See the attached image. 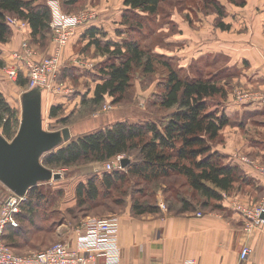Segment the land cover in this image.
<instances>
[{"label":"trees","instance_id":"1","mask_svg":"<svg viewBox=\"0 0 264 264\" xmlns=\"http://www.w3.org/2000/svg\"><path fill=\"white\" fill-rule=\"evenodd\" d=\"M89 1L61 0V4L64 11L78 14L87 8ZM167 1L123 0L128 9L123 19L128 37L121 43L106 40L107 35L95 28L83 36L97 57L107 60L98 66V74L93 78H96L94 89L78 94L82 112H98L107 100L113 106H119L134 90V75L145 91L157 81V74L162 73L161 80L156 82V88L161 92L153 95L152 103L165 115L153 122H117L71 140L42 158L43 166L50 171L80 165H104L121 156L129 161L121 171L93 175L77 186L76 209L84 215L104 216L114 206L119 210L130 207L135 219L161 217L163 212L156 200L158 193L165 196L167 212L175 217L200 211H221L222 195H230L238 185L247 183L239 166L228 164L223 155L214 151L215 146L223 142L222 132L232 123L218 108L219 101L227 96L218 76L190 79L183 70L174 68L171 60L144 47L142 28L146 27L144 24L149 18L160 15L161 7ZM186 1L198 4V10L205 16L216 15L218 29H230L223 23L227 12L220 2ZM227 1L238 7L246 4V0ZM9 18L27 23L31 30L30 45L46 47L52 39L53 13L47 6L27 0H0V45L9 44L13 39V30L7 24ZM131 27L137 30L136 40L129 38ZM119 35L122 37L123 33ZM5 66L6 63L0 60V69ZM16 86L24 91L29 89V79L22 72ZM62 110V107H53L50 117L59 118L56 124L63 129L69 126V120L62 116ZM16 126H19L18 112L0 92V129L7 140L15 138ZM41 187L38 185L28 191L17 216L19 227H7L4 232L3 241L15 254V251L29 248H20L15 240L27 237L29 243L31 238L26 231L38 225V202L46 199Z\"/></svg>","mask_w":264,"mask_h":264},{"label":"crops","instance_id":"2","mask_svg":"<svg viewBox=\"0 0 264 264\" xmlns=\"http://www.w3.org/2000/svg\"><path fill=\"white\" fill-rule=\"evenodd\" d=\"M27 1L48 8L51 2ZM54 1L59 11L52 10V21L63 14L61 0ZM92 1H89L86 11L94 12L96 19L76 30L75 37L61 53V61L66 51L79 41L88 46L89 41L83 36L91 28L102 31L107 35L106 40L116 43L123 42L126 37L127 27L123 25V19L124 11L128 12V9L124 7L123 0H99L95 5L91 4ZM175 1H181L185 6L180 12L173 7L168 20L172 32L166 27L165 45L157 46L152 52L171 60L190 79L218 76L220 85L227 92L225 99L219 101L218 108L232 123L222 132L223 142L216 145L214 151L223 155L228 164L239 166L247 177V183L238 185L230 195H222L221 211H200L175 217L162 210L161 217L149 216L133 221L117 218L120 264H264V225L247 232L246 220L235 209V204L254 207L264 203V178L257 170L237 159L246 157L264 165V108L253 103H241L237 99L240 92L264 91V0H246L244 7L230 4L227 0H216L226 9L223 23L230 26L227 31L216 27V15L205 16L196 8L192 13L186 9L190 1ZM119 33H123L122 37ZM30 34L29 28L24 32L13 31L12 41L0 45V60L6 65L11 63L13 52L20 49L24 40L30 41ZM47 50L49 56L56 53L57 46L52 39ZM202 60H205V68L195 71L194 63ZM36 90L40 93L42 122L46 104L50 119L53 107H65L66 100L60 94ZM78 94L85 93L77 92L76 97L80 100ZM52 120L56 123L59 118ZM96 170L98 172L99 169ZM197 214L202 216L199 218ZM75 245L76 240L69 246L75 248ZM245 247L252 254L242 262L240 253ZM97 264H103V261L98 260Z\"/></svg>","mask_w":264,"mask_h":264},{"label":"rangeland","instance_id":"3","mask_svg":"<svg viewBox=\"0 0 264 264\" xmlns=\"http://www.w3.org/2000/svg\"><path fill=\"white\" fill-rule=\"evenodd\" d=\"M98 2L99 0H93L91 4L95 5ZM191 3L192 2L190 1V5H187L188 7L186 9L192 11V13H195L193 8L199 9V6H197L196 3L191 5ZM184 6L185 5H183L181 1L176 2L175 0H169L167 4L162 6L160 17L158 19L152 17L149 18L147 22H145L144 25H146V27L142 28L141 33L143 35L142 40H145L144 47H148V49L154 51L157 46L161 48L165 45V37L168 34L166 30L170 29V32H172V26L168 22L169 15L173 12V7H176L180 12ZM189 6L192 8L190 9ZM86 9L84 11H86ZM62 12L65 15H75L64 11L63 8ZM124 12V14H127V11ZM131 28L129 29V38L130 40H136L138 38L136 34L137 30L134 29L135 27ZM126 31H128V29H126ZM126 37H128L127 34ZM49 44L46 47L31 45L33 51L36 54L34 61H40L50 57L47 50V48H49ZM37 58L40 59L37 60ZM105 61L106 59L97 57V54L93 48H89L81 41L72 45V47L66 51V54L61 61L59 74L55 79L56 88L59 91H56L55 94H60L62 98L66 100V102L64 101L66 105L63 107L62 115L63 117H67L69 120V126L63 129L67 128L71 130V140H75L83 135L98 131L99 129L113 125L116 122H153L160 120L165 116L152 103L153 95L159 91L156 88V82L161 80L162 73L157 74L155 77L157 81L145 91L141 89L140 83L137 81V75H134V90L131 92L127 100L119 106H113L111 101L107 100L105 105L98 112L89 114L82 112L83 110L79 106L80 100L77 99L76 94L78 91L87 93L90 90H93L96 79L93 78L98 74V66L103 64ZM204 63L205 60H202L201 63H194V70L196 71L198 68H205ZM173 65L174 68H176V65ZM20 72L23 73L25 78H28V71L25 68H22ZM67 72H70L71 74L68 76L66 75ZM72 74H75V76L73 75V77ZM78 76L83 77L78 78ZM0 92L4 95L10 106L18 112L19 126H16L15 129L17 135L22 117L23 102L28 99L29 94L34 92V90L28 89V91H24L19 89L15 83H11L6 79L3 69V71L0 72ZM76 100H78L77 103H75ZM106 105H110L111 109L104 111V107ZM43 123L44 130L49 133H59L61 130H63L62 127L57 125L54 120L48 118L47 104L44 108ZM0 136L4 137L1 129ZM7 141L10 142L12 140ZM67 144L61 145L58 149L64 147ZM124 160H126L125 157ZM105 165L106 164L80 165L68 170H54V173H60L62 175V179L60 181H50L43 183L42 185L39 184V186H43L41 187V193L46 197V199L44 202H38V216L36 217L38 225H34L32 229H28L26 231L27 236L31 238L29 243L26 242L27 237L25 239L18 238L15 240L20 248L24 249L29 247L22 251H15L17 255L26 256L33 252L43 251L59 243H66L70 245L76 240L77 230L82 228L85 221L89 217L107 219L113 216L119 218V220L121 218L123 219L124 217L130 219L131 221L135 220V218L131 215L130 207L119 210L112 206L108 209V213H106L104 216H98L95 214L84 215L76 209L77 186L80 183H85L87 179L93 175L102 174L103 170L105 169ZM96 168L99 169L98 172ZM6 190L8 189H6L0 183V198L6 193ZM156 200L159 205L164 206V211H167L166 199L162 193L157 194ZM41 217H43L42 220Z\"/></svg>","mask_w":264,"mask_h":264},{"label":"built area","instance_id":"4","mask_svg":"<svg viewBox=\"0 0 264 264\" xmlns=\"http://www.w3.org/2000/svg\"><path fill=\"white\" fill-rule=\"evenodd\" d=\"M49 9L59 11L56 1L49 2ZM94 12H81L75 15H60L50 24L52 30V42L56 44V53L49 58L34 61L35 52L28 40H24L18 51L13 52L12 62L4 68L6 79L11 83H17L20 70L24 67L28 71L29 89H40L48 93H56L55 79L61 65V53L69 42L75 37L76 30L96 19ZM8 26L13 31L24 32L28 30L26 22L16 18L7 20ZM237 99L241 103H253L264 108V91L261 93L240 92ZM111 109L110 105L104 107V111ZM238 161L247 164L257 170L264 178V165H259L246 157H237ZM124 157H118L105 165V171H121V162ZM60 174V173H59ZM26 196L18 197L9 190L0 198V264H97L102 260L103 264H120L121 251L118 244V219L87 218L81 229L76 232V245L71 248L66 243L56 244L46 250L33 252L26 256L16 255L3 241L7 227L17 229L19 227L17 216L21 213V205L26 202ZM164 210L163 205H159ZM236 211L246 220L245 229L251 232L264 225V203L254 207H244L235 204ZM197 214V217H201ZM252 251L245 247L240 253V261H246Z\"/></svg>","mask_w":264,"mask_h":264},{"label":"water","instance_id":"5","mask_svg":"<svg viewBox=\"0 0 264 264\" xmlns=\"http://www.w3.org/2000/svg\"><path fill=\"white\" fill-rule=\"evenodd\" d=\"M39 99V91L34 90L23 102L20 127L12 141L0 136V183L18 197L39 184L62 179L43 166L42 158L71 140L67 128L59 133L44 131ZM128 165V160L121 162L122 169Z\"/></svg>","mask_w":264,"mask_h":264}]
</instances>
